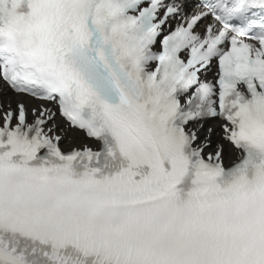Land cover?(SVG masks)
<instances>
[{"label":"snow or ice","instance_id":"6c2138e0","mask_svg":"<svg viewBox=\"0 0 264 264\" xmlns=\"http://www.w3.org/2000/svg\"><path fill=\"white\" fill-rule=\"evenodd\" d=\"M0 264H264V0H0Z\"/></svg>","mask_w":264,"mask_h":264}]
</instances>
